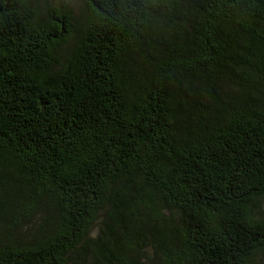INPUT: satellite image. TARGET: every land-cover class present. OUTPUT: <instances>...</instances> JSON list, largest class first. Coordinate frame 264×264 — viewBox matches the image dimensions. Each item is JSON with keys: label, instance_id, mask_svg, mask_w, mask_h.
I'll use <instances>...</instances> for the list:
<instances>
[{"label": "trees", "instance_id": "1", "mask_svg": "<svg viewBox=\"0 0 264 264\" xmlns=\"http://www.w3.org/2000/svg\"><path fill=\"white\" fill-rule=\"evenodd\" d=\"M0 264H264V0H0Z\"/></svg>", "mask_w": 264, "mask_h": 264}]
</instances>
